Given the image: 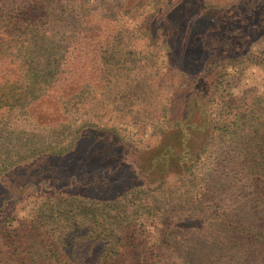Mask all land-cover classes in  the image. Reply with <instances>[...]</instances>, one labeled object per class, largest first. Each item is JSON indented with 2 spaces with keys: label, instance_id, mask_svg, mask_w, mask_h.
<instances>
[{
  "label": "rangeland",
  "instance_id": "obj_1",
  "mask_svg": "<svg viewBox=\"0 0 264 264\" xmlns=\"http://www.w3.org/2000/svg\"><path fill=\"white\" fill-rule=\"evenodd\" d=\"M163 1L169 6L171 0ZM160 3L161 0H0V169L19 153L30 152L35 144L67 138L71 128L85 118L95 122L98 119L99 125L116 126L138 148L157 140L159 120L156 123L153 119L152 110L157 113L160 108L157 103H161L165 118L170 111L177 113L176 101L190 81L187 74L173 65L164 36L149 29L151 17ZM32 72L57 75L47 79L40 77L32 88L33 94L42 89H55L42 106L49 108V118H54V111L58 112L61 123L54 124V129L44 128L42 135L32 127L33 114L29 119L24 116L25 107L32 98L23 95L27 94L24 92L27 83L22 78L29 81ZM72 73L79 76L72 79ZM128 73L133 77L128 76L129 81L124 86L121 75ZM113 77L118 79L113 81ZM121 100L126 106L128 102L140 105L143 101L145 112L139 116L135 110L126 115L113 114L110 107L114 105L115 109L116 102ZM54 103L59 108L64 106L63 112L55 110ZM99 105L102 106L100 110L106 107L108 111V117L102 120L99 115L95 116L99 109L94 107ZM211 105L214 120L219 128H224L218 130L220 134L215 138L219 142L218 157L207 148L191 173L173 176L164 185L173 199V209L183 219L181 235L199 236L200 241L196 246L190 245L192 249L182 247L179 254L172 248L166 250L164 257L161 251L153 261L210 263L204 261L205 250L201 245L213 243L219 234L226 239L230 232L229 226H199L201 222L196 212L209 211L207 201L210 195L211 199L214 196L210 180L214 177L206 175L207 169L219 159L237 164L246 174L264 167V34L251 41L250 50L244 56L224 61ZM7 109L10 112L6 113ZM26 119L28 123L21 125L20 120ZM3 120L9 122L5 124ZM246 174L238 173L237 182L230 178L219 179L216 185L220 184L224 191L239 190V197L244 198V194L252 190L238 188L241 183H249ZM253 178L262 179L260 175ZM220 195L225 197L224 201H230L224 192ZM163 196L165 198V194ZM249 198L247 205H239L238 201L229 209L227 222L236 223L249 213V208L253 219L251 227L259 231L262 227L257 226V218L264 220V203L256 202L253 195ZM20 205L10 213H0V264L136 261L134 256L124 259L120 254L124 249L122 242L119 244L121 232L114 219L108 216L109 209L89 198L44 192L30 195ZM93 206L101 211L95 212ZM128 208L136 210L129 203ZM140 211L142 214L133 216L136 232L143 228L136 233L142 247L140 261H151L154 257L148 253V246L153 239L159 238V233L146 224L148 218L144 209L139 208ZM222 211L220 208L219 213ZM184 213H191L198 220L184 218ZM219 217H216L217 223H223ZM241 232L242 229H237L235 233L239 241L247 234ZM247 248L250 247L243 242L238 249H226L216 262L238 264L240 257L241 264L262 263V243ZM227 250L233 253V261H226ZM248 250H254L253 256H242Z\"/></svg>",
  "mask_w": 264,
  "mask_h": 264
},
{
  "label": "trees",
  "instance_id": "obj_2",
  "mask_svg": "<svg viewBox=\"0 0 264 264\" xmlns=\"http://www.w3.org/2000/svg\"><path fill=\"white\" fill-rule=\"evenodd\" d=\"M165 4V1L161 0L158 11L151 17L149 29L159 31L161 36H164L173 65L183 74H187L190 81L176 101L177 113L170 111L165 118L164 105L161 103H157L160 107L157 113L155 109L152 110L153 119L156 123L159 120L157 140L153 144L138 148L129 142L115 128L116 126L99 125L98 119L95 122L85 118L86 120L71 128L72 131L67 138L60 141L54 139L49 144L43 142L40 145L35 144L30 152L19 153L12 159L13 161L0 169V213H10L21 206L20 204L30 195L37 196L44 192L63 196L81 195L109 209L108 216L114 219L121 232L119 244L122 242L124 249L120 254L125 256L124 259L134 256L132 258L136 261L113 259L93 261L92 264H167L169 261L153 260L160 256L161 251L163 253L160 254L164 257L166 250L172 248L179 254L182 247L184 250L192 249L190 245L196 246L200 241L199 236L181 235L183 219L181 214H177L173 209V199L164 185L173 176L191 173L207 148L216 152L214 157H218L219 142L215 138L220 134L218 130L223 131L224 128H219L214 120L211 102L224 68V61L226 59L235 61L244 56L250 50L251 41L264 34V0H171L169 6ZM52 76L57 75L32 72L29 81L25 77L22 78L27 83L24 90L27 94L23 95H31L32 98L29 103L27 102L24 116L29 119L33 114L30 121L40 135L44 128L54 129V124L57 126L61 123L58 112L54 111V118H49L47 116L49 108L42 106L43 103H47L45 100L48 96H53L55 89H42L34 94L32 89L40 81V77L47 79ZM73 76L79 74L72 73L70 77L73 79ZM128 76L133 77L131 73L121 75L124 86L129 81ZM117 79L113 77L112 80ZM54 84L56 85L57 81H54ZM121 102L123 103L120 104ZM140 103L137 105L128 102L126 106L127 103L121 100L116 102L115 109L114 105L110 109L113 114L116 112L124 115L135 110V114L139 116L145 112V103L143 104V101ZM97 107L99 110L95 116L99 115L101 120L102 117H108L106 107L101 110L100 105L94 108ZM53 108L63 112L64 106L61 105L59 108V105L54 103ZM8 112L10 109H7L6 113ZM92 114L94 115V112ZM2 122L7 124L9 121ZM20 123L27 124L28 120H20ZM15 126L21 127L19 124ZM254 170L255 172L246 174L242 167L226 163L223 159L214 162L207 169L206 175L209 178L214 177L210 178L214 196L211 199L210 195L207 201L209 211L196 212L201 222L199 226L201 228L229 226L230 235L222 239L219 234L213 243L201 245L205 251L207 250L206 253L204 251V261L210 263L190 264H217L216 261L221 259V254H225L226 249H238L243 242L250 248L260 242L264 247L262 232L264 220L257 218V226L262 228L253 231L251 227L253 219L249 214V208H247L249 213L235 221L236 223L227 222L229 209L238 201L239 205H247L249 195H253L256 202L264 203V167ZM242 171L249 183H241L238 188L252 189L251 193L244 194V198L239 197V190L224 191L220 184L216 185V182L223 178L237 182L236 176ZM258 175L262 177L261 181L253 178ZM222 192L229 196L230 201H224L225 197L220 195ZM127 202L136 210L130 211ZM219 207L222 208V213H219ZM139 208L145 211L148 218L146 224L151 225L159 233V238L153 239L148 246V253L154 257L151 261H140L143 256L142 247L136 235L143 231V228L136 232L133 220V216L142 214V211L138 212ZM93 210L101 211L95 206ZM178 215L179 217H175ZM183 215L184 218L188 216L198 220L191 213ZM219 215L223 221L220 224L216 221ZM237 229H242L243 234L247 232L240 241L235 236ZM147 231L150 233L149 229ZM253 252L254 250H248L242 256L248 258L253 256ZM227 253L226 261H233V253L228 250ZM241 261L243 260L239 257L237 263L241 264ZM260 261L262 263L259 264H264V257Z\"/></svg>",
  "mask_w": 264,
  "mask_h": 264
}]
</instances>
